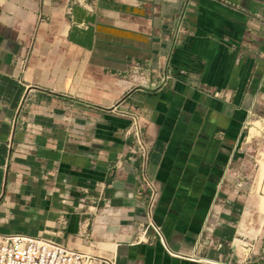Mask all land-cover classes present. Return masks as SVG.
Segmentation results:
<instances>
[{
    "label": "crops",
    "instance_id": "1",
    "mask_svg": "<svg viewBox=\"0 0 264 264\" xmlns=\"http://www.w3.org/2000/svg\"><path fill=\"white\" fill-rule=\"evenodd\" d=\"M87 5L0 0V236L115 264H264V0Z\"/></svg>",
    "mask_w": 264,
    "mask_h": 264
},
{
    "label": "built area",
    "instance_id": "2",
    "mask_svg": "<svg viewBox=\"0 0 264 264\" xmlns=\"http://www.w3.org/2000/svg\"><path fill=\"white\" fill-rule=\"evenodd\" d=\"M75 6L86 8L87 0H68V13ZM118 113L129 120L126 133L130 138V152L136 161V191L138 196L147 198L150 212L157 204L159 193L148 172L151 143L145 121L133 109ZM150 227L162 241L159 228L152 223ZM0 264H115V261L113 258H97L72 250L48 239L11 234L0 236Z\"/></svg>",
    "mask_w": 264,
    "mask_h": 264
},
{
    "label": "rangeland",
    "instance_id": "3",
    "mask_svg": "<svg viewBox=\"0 0 264 264\" xmlns=\"http://www.w3.org/2000/svg\"><path fill=\"white\" fill-rule=\"evenodd\" d=\"M263 192H264V187H263ZM264 197V196H263ZM261 203H263V206H264V198L261 199Z\"/></svg>",
    "mask_w": 264,
    "mask_h": 264
}]
</instances>
